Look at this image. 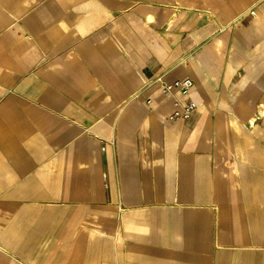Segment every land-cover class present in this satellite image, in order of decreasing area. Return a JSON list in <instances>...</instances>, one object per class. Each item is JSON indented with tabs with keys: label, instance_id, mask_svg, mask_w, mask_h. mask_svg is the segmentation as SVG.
<instances>
[{
	"label": "crops",
	"instance_id": "1",
	"mask_svg": "<svg viewBox=\"0 0 264 264\" xmlns=\"http://www.w3.org/2000/svg\"><path fill=\"white\" fill-rule=\"evenodd\" d=\"M0 264H264V0H0Z\"/></svg>",
	"mask_w": 264,
	"mask_h": 264
},
{
	"label": "built area",
	"instance_id": "2",
	"mask_svg": "<svg viewBox=\"0 0 264 264\" xmlns=\"http://www.w3.org/2000/svg\"><path fill=\"white\" fill-rule=\"evenodd\" d=\"M189 87L190 81L188 79H183L166 83L163 86V90L168 92L177 91L179 94L184 95ZM184 96H187V94ZM196 109L197 105L191 100H186L180 103L177 99L173 98V109L168 116V120H187Z\"/></svg>",
	"mask_w": 264,
	"mask_h": 264
},
{
	"label": "rangeland",
	"instance_id": "3",
	"mask_svg": "<svg viewBox=\"0 0 264 264\" xmlns=\"http://www.w3.org/2000/svg\"><path fill=\"white\" fill-rule=\"evenodd\" d=\"M195 1V0H194ZM213 3H219L223 0H211ZM249 0H232V4L235 5V4H244L246 2H248ZM175 23V22H174Z\"/></svg>",
	"mask_w": 264,
	"mask_h": 264
},
{
	"label": "bare ground",
	"instance_id": "4",
	"mask_svg": "<svg viewBox=\"0 0 264 264\" xmlns=\"http://www.w3.org/2000/svg\"><path fill=\"white\" fill-rule=\"evenodd\" d=\"M191 87V86H190ZM176 93V92H175ZM175 96V95H174ZM168 116V115H167Z\"/></svg>",
	"mask_w": 264,
	"mask_h": 264
}]
</instances>
